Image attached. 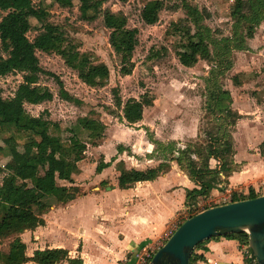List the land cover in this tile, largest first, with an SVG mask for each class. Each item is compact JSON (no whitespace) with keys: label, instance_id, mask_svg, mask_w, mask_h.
Here are the masks:
<instances>
[{"label":"rangeland","instance_id":"rangeland-1","mask_svg":"<svg viewBox=\"0 0 264 264\" xmlns=\"http://www.w3.org/2000/svg\"><path fill=\"white\" fill-rule=\"evenodd\" d=\"M81 1L32 0L35 8L45 10V22L55 25L64 38L55 52L36 51L43 69L38 85L48 89L52 99L38 105H24L28 115H42L47 121L45 136H58L64 143L73 136L71 130L79 118L94 119L105 125L100 140L88 138L87 132L81 128L75 131L77 138L86 144L79 157V161L86 164L79 173L72 175L82 174L78 183L84 185L78 188L80 195L91 192L93 187L114 186L115 143L118 142L136 141L144 136L153 147L152 155L162 161L158 164L160 167L170 166L176 158L183 159L186 166L188 159L200 164L214 149L215 138L223 144L230 136L233 144L246 136L259 139V135H264V95L257 94L260 89L264 91V6L260 11L251 10L250 5L256 0H241L240 15L259 21L248 28L244 19L237 25V16L233 15L239 0H185L198 11L196 24L181 0H163L157 11L151 7L154 0H91V4L97 2V6L92 7L86 16L81 13ZM105 11L122 15L126 19V28L137 30L129 75L119 72L121 58L109 44L110 30L103 24ZM143 13H154L156 21L147 23ZM4 14L0 11V17ZM30 25L27 37L33 40L40 32L41 24L30 19ZM197 34L207 44L210 57L185 67L179 63L177 55L182 51L197 50V38L190 39L191 35ZM72 55L78 56L75 64L80 59L93 65L104 64L107 73L93 79L91 74L71 68L66 60ZM21 82L22 73L18 72L0 77L3 99L13 97ZM219 90L235 93V102L232 97L229 107L244 116L239 115L235 121L213 108V94ZM115 91L121 99L120 107L114 98ZM131 98L152 101L151 105L144 107L142 119L135 124L127 123L122 112L123 104ZM26 141V134L0 128V184L6 174L17 171L12 155L21 151ZM257 150L264 153V140H258L250 148L253 153H258ZM103 160L109 161L110 166L105 182L92 184L90 166L95 164V167ZM209 160L208 167L218 169L220 163L216 159L209 163ZM251 194H264V180L253 188L248 186L229 192L225 179L221 177V182L206 196L188 202L193 206L192 210L182 209L177 219L169 224L168 232L175 231L183 220L203 208L222 203L223 198L233 201ZM57 205L60 203L53 202L51 207ZM32 231L26 230L20 236L28 256L38 248L49 246L45 233L40 234L41 238H35ZM14 237L0 242V252L8 251ZM243 251L241 247L239 252L244 256Z\"/></svg>","mask_w":264,"mask_h":264},{"label":"trees","instance_id":"trees-1","mask_svg":"<svg viewBox=\"0 0 264 264\" xmlns=\"http://www.w3.org/2000/svg\"><path fill=\"white\" fill-rule=\"evenodd\" d=\"M63 3L65 0H57ZM183 7L187 10L188 16L196 24L198 23V11L191 7L185 0H181ZM100 3V2H99ZM98 3V4H99ZM240 4L235 9L233 15L237 16L236 24L246 21L245 27L256 25L255 19H247L240 15ZM163 5V0H154L151 7L154 11L159 10ZM97 6L91 4V0H82L80 10L83 16ZM264 6V0H256L251 3L253 11H260ZM0 11L5 14L0 17V77L11 73H22V82L18 85L13 97L3 99L0 93V128L14 129L27 135L21 151H16L12 155L17 171L6 174L0 184V242L8 237L15 236L9 244L7 252H0V264H82V260L72 258L69 252L62 248L43 249L33 251L31 256L26 254V245L20 239V235L26 230H34L44 224L43 214L48 212L53 202L60 204L73 200L78 194V187L73 186L72 175L78 171L77 162L80 155L85 151L86 144L80 141L75 131L81 128L87 132V137L100 140L103 137L105 125L100 121L88 118H79L77 125L71 131L73 136L68 143H64L60 137L48 135L47 121L42 115L38 117L30 116L26 113L24 105H38L52 99L51 92L38 85L43 69L39 65L36 51L44 53L55 52L63 42L62 32L50 23L45 22L46 12L43 9L35 8L32 0H0ZM30 19L40 23V32L29 40L27 33L31 29ZM143 19L152 24L156 21L153 13H143ZM103 24L110 30L109 44L116 55L121 58L120 73L124 76L132 71L131 55L137 44V30L126 28V19L119 14L108 11L103 13ZM189 34V33H188ZM197 38L196 51H182L178 53L179 63L185 67H191L199 59L208 60L210 52L207 44L200 35H191L190 39ZM78 56H71L66 60L67 64L79 71L86 72L93 76V79L107 73L104 64L93 65L86 60L80 59L75 64ZM117 105L121 106V99L118 93L114 94ZM214 109L217 112L228 114L235 121L239 118L229 105L231 103L230 94L227 91H218L213 94ZM148 99L136 100L128 99L122 106L123 118L129 124H135L142 119L143 109L151 105ZM234 121V120H233ZM230 122V124L233 123ZM214 149L209 151L200 164L188 159L184 166L183 159L176 158L174 162L188 178L198 187L187 192V199L206 196L215 189L221 182V177L225 180L233 171V146L230 136L221 144V140L214 139ZM183 154V153H182ZM216 159L220 166L218 169L208 167V160ZM109 163L100 162L96 165L95 172L100 173ZM169 166H163L140 170L124 171L118 178L120 188H128L136 182L151 181L165 172ZM58 181H66L69 186L59 185ZM257 197L251 194L247 198L235 199L234 201ZM223 237L237 239L240 247H245L247 253L248 236L246 233L227 234ZM214 238V237H212ZM211 239V238H210ZM204 242V241H203ZM199 243L194 249L200 247ZM193 254L190 256V261ZM249 259L244 258L243 264H248Z\"/></svg>","mask_w":264,"mask_h":264},{"label":"crops","instance_id":"crops-1","mask_svg":"<svg viewBox=\"0 0 264 264\" xmlns=\"http://www.w3.org/2000/svg\"><path fill=\"white\" fill-rule=\"evenodd\" d=\"M229 94L235 102V93L230 91ZM257 94L264 95V91L260 89ZM239 115L244 116L243 113ZM246 137L232 144L234 167L225 180V186L229 190L253 187L264 180V153L250 151L258 140H264V135H259V139ZM152 148L144 136L136 141L115 143L114 186L105 189L93 187L91 192L78 194L67 203L51 207L42 217L44 224L32 231L36 234L35 238H41V233L46 234L49 246L38 250L62 248L69 252L70 257H79L82 264H134L141 247L160 242L169 224L186 208L189 201L187 192L198 186L172 162L154 180L120 188L118 178L124 171H144L158 167L162 161L152 155ZM211 161L215 160L210 159L209 163ZM85 164V161H78V171ZM94 165L90 166L91 172L93 171L92 184H102L110 166L96 173ZM80 176L72 177L73 186H84L78 184ZM58 184L71 185L66 181H58ZM240 249L237 239L214 237L193 250V258L189 264H242L244 256L239 252Z\"/></svg>","mask_w":264,"mask_h":264},{"label":"water","instance_id":"water-1","mask_svg":"<svg viewBox=\"0 0 264 264\" xmlns=\"http://www.w3.org/2000/svg\"><path fill=\"white\" fill-rule=\"evenodd\" d=\"M246 233L249 264H264V194L205 209L184 220L149 264H189L194 248L212 237Z\"/></svg>","mask_w":264,"mask_h":264},{"label":"built area","instance_id":"built-area-1","mask_svg":"<svg viewBox=\"0 0 264 264\" xmlns=\"http://www.w3.org/2000/svg\"><path fill=\"white\" fill-rule=\"evenodd\" d=\"M253 188V187H252ZM248 189V188H247ZM254 190H257V189H254ZM227 191H233V190H229L227 189ZM261 195V194H260ZM223 202L220 203V204H217V205H214L213 207L215 206H220V205H225V204H228V203H231L233 201H225V198H223ZM193 206L190 205L189 203L187 204L186 206V211L187 212H190L192 210ZM198 213V212H197ZM174 232V231H173ZM173 232H168V230L166 231V234L164 235V238H162L160 240V242H156L154 244H148V245H145L143 247L140 248V251L136 254L135 256V262L134 264H149L153 254L160 248L162 247V245L168 240V238L173 234ZM243 248V253H244V258H248L250 259V256H249V253H247V250L245 247H242Z\"/></svg>","mask_w":264,"mask_h":264}]
</instances>
